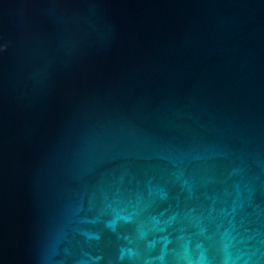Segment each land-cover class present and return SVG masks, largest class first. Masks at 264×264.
Returning <instances> with one entry per match:
<instances>
[{
  "label": "water",
  "instance_id": "water-1",
  "mask_svg": "<svg viewBox=\"0 0 264 264\" xmlns=\"http://www.w3.org/2000/svg\"><path fill=\"white\" fill-rule=\"evenodd\" d=\"M0 264H264V0H0Z\"/></svg>",
  "mask_w": 264,
  "mask_h": 264
}]
</instances>
